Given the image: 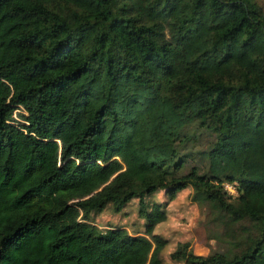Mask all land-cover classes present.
Returning <instances> with one entry per match:
<instances>
[{"label": "trees", "instance_id": "1", "mask_svg": "<svg viewBox=\"0 0 264 264\" xmlns=\"http://www.w3.org/2000/svg\"><path fill=\"white\" fill-rule=\"evenodd\" d=\"M187 186L225 247L169 258L264 264V0H0V264H161Z\"/></svg>", "mask_w": 264, "mask_h": 264}, {"label": "rangeland", "instance_id": "2", "mask_svg": "<svg viewBox=\"0 0 264 264\" xmlns=\"http://www.w3.org/2000/svg\"><path fill=\"white\" fill-rule=\"evenodd\" d=\"M191 189L189 186L176 193L172 200H168L163 191L145 197L146 202H159L164 205L167 217L164 222L158 224L154 232L159 234L166 244L161 252V264H181L169 258V253L178 242H188L190 249L199 255H205L211 251H222L223 242L208 239L205 231L215 227L208 223L210 218L207 207L199 206L190 200ZM99 230L110 226L126 228L130 232H142L143 219L137 216V201L130 200L118 213H113L111 206L107 205L101 212L91 217Z\"/></svg>", "mask_w": 264, "mask_h": 264}, {"label": "built area", "instance_id": "3", "mask_svg": "<svg viewBox=\"0 0 264 264\" xmlns=\"http://www.w3.org/2000/svg\"><path fill=\"white\" fill-rule=\"evenodd\" d=\"M222 187L228 193V195H230V196L236 195V189L232 184H230L228 182H224L222 184Z\"/></svg>", "mask_w": 264, "mask_h": 264}, {"label": "crops", "instance_id": "4", "mask_svg": "<svg viewBox=\"0 0 264 264\" xmlns=\"http://www.w3.org/2000/svg\"><path fill=\"white\" fill-rule=\"evenodd\" d=\"M126 229V228H125Z\"/></svg>", "mask_w": 264, "mask_h": 264}]
</instances>
